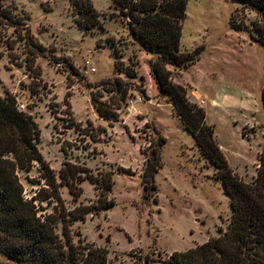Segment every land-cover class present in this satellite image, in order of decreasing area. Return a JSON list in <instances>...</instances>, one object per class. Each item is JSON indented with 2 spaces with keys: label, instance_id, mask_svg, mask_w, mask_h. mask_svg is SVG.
I'll list each match as a JSON object with an SVG mask.
<instances>
[{
  "label": "rangeland",
  "instance_id": "1",
  "mask_svg": "<svg viewBox=\"0 0 264 264\" xmlns=\"http://www.w3.org/2000/svg\"><path fill=\"white\" fill-rule=\"evenodd\" d=\"M91 1L99 23L86 30L77 23L70 0H3L16 23L0 20V94L14 95L22 110L32 115L40 131L38 149L56 175L64 161L85 165L93 174L112 171L107 197L114 204L107 209H96L99 190L84 179L76 200L66 185L61 186V205L53 198L37 201L39 213L90 205L93 211L71 225L75 243L82 240L105 248L106 264H163L171 252L192 248L225 229L230 198L167 95L159 93L150 72L153 54L139 48L114 0ZM239 5L233 0H188L180 47H204L194 64L172 69L174 82L190 85L204 97L228 165L249 182L256 174L264 135L263 49L249 30L251 21L259 18L254 11L238 12L248 28H229L230 14ZM29 36L45 47L43 53L37 54ZM133 59L136 74L128 77L117 62L125 68ZM115 77L134 85L121 103L120 120L108 122L97 116L90 93L108 99L95 86ZM214 87L227 94L218 107L211 103ZM141 88L147 97L140 94ZM98 127L104 130L96 140L84 134L92 130L95 135ZM159 136L164 142L157 153L153 190L144 182L149 158L143 149L151 156L150 144ZM18 176L25 198L46 187L37 162L28 172L18 170ZM0 264H9L1 253Z\"/></svg>",
  "mask_w": 264,
  "mask_h": 264
},
{
  "label": "trees",
  "instance_id": "2",
  "mask_svg": "<svg viewBox=\"0 0 264 264\" xmlns=\"http://www.w3.org/2000/svg\"><path fill=\"white\" fill-rule=\"evenodd\" d=\"M188 0H114L120 16L126 21L130 33L141 50L153 54L150 72L160 94L167 95L185 130L191 133L200 152L216 169V177L222 180L225 192L230 198L231 217L225 229L219 228L216 236L208 237L194 247L173 251L163 264H264V135L254 178L246 182L231 167L214 135V126L206 122L205 110L190 99L187 87L174 82L172 70L185 69L200 57L203 45L193 50L181 49L180 38ZM237 7L228 20V26L235 31L244 30L246 22L238 12L246 8L258 15L251 21V38L263 49L264 67V0H233ZM76 13L77 23L86 30L98 25V12L91 0H70ZM0 20L15 25V16L0 0ZM30 45L38 53L45 47L35 43L29 36ZM122 66L128 77L136 74L134 65ZM130 80L120 77L104 79L95 87L108 94L90 93L91 104L97 116L108 122H117L121 103L125 102L130 88ZM32 92L36 90L30 88ZM140 94L145 98L144 88ZM64 104L67 101L64 99ZM260 104L264 110V80L260 88ZM70 117L72 113L70 112ZM73 124V123H72ZM85 130V129H83ZM103 127L96 134L86 130L84 134L96 140ZM40 131L32 115L18 108L14 95L0 94V253L9 264H106L107 250L79 240L73 241L71 225L84 220L93 211L90 205H78L61 212L40 214L36 202L55 199L61 205L59 188L66 185L76 200L82 192L80 182L88 179L99 190L98 211L114 204L108 199L112 187V171H98L93 174L88 167L64 161L58 174L49 165L38 149ZM164 138L152 141L151 156L148 149L144 153L149 160L144 163L145 186L153 183L158 167L157 153ZM62 149L63 146H62ZM38 163L40 177L46 187H40L30 198L24 197V186L18 170H31ZM120 170H129L120 167ZM58 178V180H57ZM61 224V232L58 231Z\"/></svg>",
  "mask_w": 264,
  "mask_h": 264
},
{
  "label": "crops",
  "instance_id": "3",
  "mask_svg": "<svg viewBox=\"0 0 264 264\" xmlns=\"http://www.w3.org/2000/svg\"><path fill=\"white\" fill-rule=\"evenodd\" d=\"M168 68L170 69L171 68V70H172V78H173V75H174V69H172V66H168ZM220 82H222L221 80H220ZM224 82V81H223ZM222 82V83H223ZM186 87H187V90L190 88V93H189V91H188V93H189V96H191V98L193 99V100H196V101H198V103H200V101H202V104H200V106H202L203 107V109L205 110V108H204V104H205V99H204V97H201V95L192 87V86H190V85H186ZM227 96V94L224 92V93H222L221 92V90L220 89H218V88H216V87H214V91H213V94H212V99H211V103H212V105L213 106H217L218 107V105L220 104V103H222V101L224 100V98ZM191 99V100H192ZM205 114H206V122L207 123H209V124H211L210 122H209V120H208V112H207V110H205ZM213 125V124H212ZM214 135H215V130H214ZM215 137H216V135H215ZM216 139H217V137H216ZM217 141H218V139H217ZM218 143H219V141H218ZM219 146H220V148H221V145L219 144ZM222 150V149H221Z\"/></svg>",
  "mask_w": 264,
  "mask_h": 264
},
{
  "label": "built area",
  "instance_id": "4",
  "mask_svg": "<svg viewBox=\"0 0 264 264\" xmlns=\"http://www.w3.org/2000/svg\"><path fill=\"white\" fill-rule=\"evenodd\" d=\"M88 63H89V61L86 60L85 64L87 65ZM89 70H90V71H94V67H90ZM17 104H18V103H17ZM198 104H199V105L202 104V101H200V103H198ZM22 106H23V105L20 104V105H18V108H19V109H22Z\"/></svg>",
  "mask_w": 264,
  "mask_h": 264
}]
</instances>
